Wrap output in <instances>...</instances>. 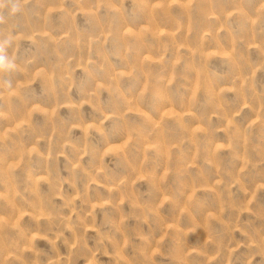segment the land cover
<instances>
[{
	"label": "rangeland",
	"instance_id": "rangeland-1",
	"mask_svg": "<svg viewBox=\"0 0 264 264\" xmlns=\"http://www.w3.org/2000/svg\"><path fill=\"white\" fill-rule=\"evenodd\" d=\"M0 0V264H264V0Z\"/></svg>",
	"mask_w": 264,
	"mask_h": 264
},
{
	"label": "clouds",
	"instance_id": "clouds-1",
	"mask_svg": "<svg viewBox=\"0 0 264 264\" xmlns=\"http://www.w3.org/2000/svg\"><path fill=\"white\" fill-rule=\"evenodd\" d=\"M19 0H16L11 6V13L15 14L20 10ZM13 39L11 36L0 40V73H11L17 70V65L14 57L8 54V49L11 47Z\"/></svg>",
	"mask_w": 264,
	"mask_h": 264
}]
</instances>
